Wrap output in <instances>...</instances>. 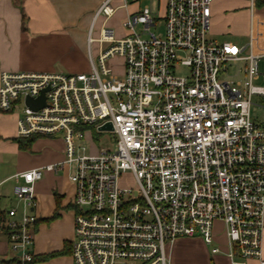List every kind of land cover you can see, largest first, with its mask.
<instances>
[{
	"label": "built area",
	"instance_id": "built-area-1",
	"mask_svg": "<svg viewBox=\"0 0 264 264\" xmlns=\"http://www.w3.org/2000/svg\"><path fill=\"white\" fill-rule=\"evenodd\" d=\"M114 1L101 4L89 31V73H0V111L21 109L17 138L65 144L64 161L12 176L20 206L0 210L12 251L20 264H34L35 184L69 166L73 264H171L168 244L200 236L213 245L217 220L232 264H264V123L252 116L254 97L264 100V54L209 37L214 0H167L163 36L152 32L157 21L146 6L123 22L130 31L123 37L106 24L128 1ZM257 1L250 0L252 10ZM114 58L122 74L107 64ZM241 63L244 82L220 80L228 65ZM42 95L43 107L28 105ZM108 124L113 130L102 129ZM90 127L115 134L114 149L80 154L77 140ZM128 173L133 188L121 185Z\"/></svg>",
	"mask_w": 264,
	"mask_h": 264
},
{
	"label": "crops",
	"instance_id": "crops-1",
	"mask_svg": "<svg viewBox=\"0 0 264 264\" xmlns=\"http://www.w3.org/2000/svg\"><path fill=\"white\" fill-rule=\"evenodd\" d=\"M104 1L0 0V73L2 71L89 73L92 65L88 35L96 12ZM165 6L162 11L160 10L163 17L168 7L167 0ZM263 6L264 0H258L253 10L250 0H214L213 24L209 37L219 43H233L246 48L245 54L251 50L257 54H264V9L261 8ZM123 9L121 17L126 19L141 11L143 7L139 2L132 5L128 2ZM228 34H231L233 39L240 38L242 44L221 42L215 38ZM123 36L125 35L118 37ZM245 37L247 40L244 42L242 39ZM92 54L94 57L98 55V46H92ZM123 67L119 74L123 73ZM1 112L0 210L11 205L20 206V201L13 192L14 174L56 164L65 159V144L60 138H39L31 150L22 151L15 141L19 116ZM41 141L50 146L46 147L45 151H34V146ZM55 142L59 145L58 149L54 145ZM23 156L30 159L27 165L19 163ZM63 170H66V167L57 172L47 171L44 178L34 187L37 198L34 213L39 217L31 249L35 256L34 264H73L71 247L75 236L76 209L73 207L75 186L71 183L70 176L68 180L71 185L66 183L65 177L61 174ZM56 214L58 216L55 217ZM214 230L213 245H208L200 236L178 238L170 245V263L232 264L227 256L228 238L223 221L217 220ZM215 246H219L221 251L213 252ZM65 250H68L66 254L39 259ZM262 251L264 260V234ZM15 255L7 236L0 232V264H20L19 259L16 263L10 262ZM248 264L261 262L258 259H249Z\"/></svg>",
	"mask_w": 264,
	"mask_h": 264
},
{
	"label": "rangeland",
	"instance_id": "rangeland-1",
	"mask_svg": "<svg viewBox=\"0 0 264 264\" xmlns=\"http://www.w3.org/2000/svg\"><path fill=\"white\" fill-rule=\"evenodd\" d=\"M128 2L132 5L133 3L139 2L142 7H146V6H150L152 7V9L154 10L155 13V21L156 22V26H154L152 28V32L156 33V35L159 36H163L164 32H165V20L163 15L161 14L160 10L162 11L164 9V7H166V0H128ZM114 6H119L121 4L120 0H115L113 2ZM161 8V9H160ZM264 9V6L261 7ZM124 12L123 8H120L117 10V12L115 13V16H113V18L111 20H108L107 22V26L113 28L116 31V35L117 36H121L122 34L126 36V34H129V30L127 32V30L123 27V22L126 21V19H122V14ZM105 17L102 16L95 25V37H97L99 35L100 32V28L104 22ZM137 31L141 32L142 31V26H137ZM260 36H262V34L259 33ZM258 35V36H259ZM145 37H147V35H144ZM264 37V36H263ZM216 39H218L221 42L224 41H231L234 43H237L239 45L242 44L241 39H237L232 37L231 34L228 35H220L215 37ZM244 42L246 39V37L244 39H242ZM94 47H97L98 44L95 43V45L93 44ZM107 46V45H105ZM96 57V56H95ZM97 59V58H96ZM107 64L111 67L114 68L116 73L120 72L121 67H123V63L122 60H120L119 58H114L111 59L107 62ZM240 66L244 67V63L241 64H232V65H228V72H223L220 76V80H234V81H238V80H242L243 82L245 81V76L244 73H240L238 72ZM177 74L178 75H182V76H186L189 73V69L187 67H183V66H177L176 68ZM122 74V73H120ZM4 114H10L12 116H20L21 115V109H16L14 112L12 113H5V112H1ZM252 116L254 118V120L259 123V124H263L264 123V100L261 99V97L259 96H255L254 97V105L252 106ZM115 138L116 135L111 133V132H107V131H103L100 132L98 131L97 128L94 127H90L88 129H85L84 132V137L79 138L77 140V146L79 148V153L80 154H96L98 153L101 149H109V150H113L115 147ZM55 146H57L56 148L58 149V144L55 142L54 144ZM50 145H48L45 141H41L39 143H37L34 148V151H45L46 147H49ZM54 146V147H55ZM23 151V150H22ZM30 161L29 157L27 156H23L20 160L19 163L22 164H26ZM73 170L69 168V166L66 167V170H63V172H61V174L63 175V177H65V181L66 183L68 182L69 185L70 182L68 180V176H70L71 174H73ZM132 174L128 173L125 174L124 177L121 180V185L124 187H135L136 183L135 180L133 179V177L131 176ZM72 183V182H71ZM19 207V206H18ZM170 245H167V254L170 258Z\"/></svg>",
	"mask_w": 264,
	"mask_h": 264
},
{
	"label": "trees",
	"instance_id": "trees-1",
	"mask_svg": "<svg viewBox=\"0 0 264 264\" xmlns=\"http://www.w3.org/2000/svg\"><path fill=\"white\" fill-rule=\"evenodd\" d=\"M1 138V136H0ZM39 138L41 137H33V138H28V139H24V138H15V141L19 144V147L21 150H31L32 149V146L34 144L35 141H37ZM73 207L75 208V206L73 205ZM76 209V208H75ZM58 216V214L55 215V217ZM37 224V223H36ZM0 232H2L5 236H9L10 232L8 228H5V227H1L0 226ZM72 249V247H71ZM68 252V250H65L63 252H60V253H55V254H52L50 256H44V257H40L39 259H48L49 257L51 256H58V255H61V254H66ZM18 256L15 255V258L13 260H11L10 262L11 263H16L18 262ZM35 261V259H34Z\"/></svg>",
	"mask_w": 264,
	"mask_h": 264
},
{
	"label": "water",
	"instance_id": "water-1",
	"mask_svg": "<svg viewBox=\"0 0 264 264\" xmlns=\"http://www.w3.org/2000/svg\"><path fill=\"white\" fill-rule=\"evenodd\" d=\"M27 103L31 108H34L35 110H37L38 108H41L45 105V97L44 95H42L39 99L36 100H32L31 98L27 99ZM103 130H113V127L111 124L105 125L104 128H102Z\"/></svg>",
	"mask_w": 264,
	"mask_h": 264
}]
</instances>
